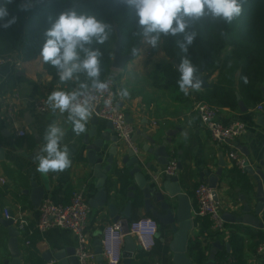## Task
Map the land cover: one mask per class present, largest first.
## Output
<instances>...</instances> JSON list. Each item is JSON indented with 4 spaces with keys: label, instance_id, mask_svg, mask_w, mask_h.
<instances>
[{
    "label": "crops",
    "instance_id": "1",
    "mask_svg": "<svg viewBox=\"0 0 264 264\" xmlns=\"http://www.w3.org/2000/svg\"><path fill=\"white\" fill-rule=\"evenodd\" d=\"M161 55V58L164 57L162 51ZM138 58H133L134 63H131L128 70L125 68L113 70L117 79L118 105L134 128L133 139L139 149L137 155L143 159L144 164H150L149 169L143 165L141 171L160 185L159 174H162L161 172L172 160L177 161L180 166L177 171L180 185L183 192L189 196L194 218L188 245L192 239L198 238L209 245L208 256L214 242L220 244L218 251L230 252V237L232 233L237 232L243 238V257L246 264H264V258L257 253L259 244L264 242V212L258 216L263 222L262 227L226 222L225 230L219 232L213 239L205 238L204 234H200L199 222L194 214L197 208L194 188L201 182L207 183L201 177V173L206 171H210L209 178H213L218 170L222 171L217 182V193L223 213L240 215L245 203H248L252 209L255 208L258 203L257 181L247 174L252 189L250 191L242 189V183L234 172L236 165L230 158L229 152H237L253 167L264 172V166L259 165L264 152V126L258 124L259 116L264 117V114L256 111V105L251 107L246 105L237 90L238 74L235 73L234 89L237 90L236 94L240 95V100L247 109L242 111L238 100L237 108L220 107V112L225 122L244 121L247 129L230 145L219 144L211 138L198 114L193 110L200 94H206L207 91L190 89L189 95H180V91L176 88L172 89V84L165 86L155 82L152 77L153 65L149 69L148 60H137ZM218 75L219 72H215L209 78V83L216 81ZM74 82L60 83L57 70L50 64L44 63L40 55L32 60H23L20 69L8 64L0 66V175L6 178V183L0 185V264H8L12 260L8 249L10 237L7 228L3 225L9 216H5L4 208L9 210L16 229L21 219L27 221L26 230L20 232L17 238L23 264H31V255L44 263V255L47 253L76 249L77 240L70 230L50 227L40 232L36 229L39 206L32 205V183L39 185L46 183L49 190L46 191L44 199L49 198L55 203L69 202L74 190L80 189L84 192L91 208L88 220V242L94 252L105 225L115 221L111 215L110 205L115 207L122 222L130 223L144 216L153 217L145 209L140 190L133 191L130 188L134 185V179L130 175L132 167H126L121 162L115 164L107 174L108 201L104 206L98 205V200H102L99 192L101 188L98 187V178L93 175L88 164L87 150L83 144L84 134L91 126L90 120L93 114L86 124L87 131L77 136L72 130V125L67 122V112L63 114L59 110L53 112L50 107L46 111H40L35 107L38 98L47 97L53 90L69 92L74 90L76 88ZM121 89H127L129 96L121 98L118 94V90ZM262 89L264 90V84ZM53 122L65 131L62 145L68 146L72 163L63 172L41 174L37 171L38 160L32 159L31 155L34 149H37L40 155H44L41 152L44 144L43 136L48 125ZM99 122L101 128H104L109 121L99 118ZM18 131H25L26 134L21 136ZM148 138L153 139L154 144L150 143ZM150 149L152 152L149 151ZM165 162L169 163L163 165L162 163ZM132 194L134 198L131 197ZM91 202L98 206H92ZM129 202H131L127 210L129 215H123ZM165 230L163 228V231ZM165 236L163 242L167 244L168 253L163 260L153 249L139 256L137 248L132 264H162L165 261L167 264H173V253L169 249L171 235L168 233ZM27 240H30L29 244ZM52 260L59 264L56 259ZM91 264H100V262L96 257Z\"/></svg>",
    "mask_w": 264,
    "mask_h": 264
},
{
    "label": "trees",
    "instance_id": "2",
    "mask_svg": "<svg viewBox=\"0 0 264 264\" xmlns=\"http://www.w3.org/2000/svg\"><path fill=\"white\" fill-rule=\"evenodd\" d=\"M29 3L30 10L22 11L20 5ZM75 5L79 13L95 15L112 26L109 39L103 44L93 43L92 47L102 52L101 75L104 78L113 71V58L118 33L122 35L121 52L130 54L131 48L142 45V37L134 36L135 16L133 11L120 0H13L8 5L10 16H17V23L5 29L0 27V54L15 53L22 60H32L39 56L45 42L44 31L51 25L61 12ZM10 18V17H9ZM198 35L187 53L192 63L199 68L204 65L203 74L210 78L219 72L218 79L211 83L206 94H200L199 100L208 102L220 109L238 107L236 91L249 107L264 101V0H247L243 6L242 15L231 24L216 23L204 19L194 25ZM223 32V34H221ZM181 37H161L160 47L164 57L153 64L152 77L155 82L179 91L177 81L180 74L173 65L185 55L177 46ZM83 55V54H81ZM137 56V55H136ZM135 56V57H136ZM238 74V88L234 89V74ZM56 76V74H55ZM247 78V83L245 79ZM86 80L80 74V81ZM78 88V82H74ZM74 88V89H76ZM183 93L180 92V95ZM179 96V95H178ZM242 189L250 191L252 183L247 174L237 166L234 168ZM199 222V232L205 238L213 239L218 233L209 230L210 222L207 216H196ZM227 226V225H226ZM162 232L163 228L161 227ZM230 252L218 251L216 264L232 257L233 264H246L243 257V238L237 232L230 237ZM163 260L168 253L167 244L156 240L153 248ZM209 245L198 238L192 239L188 255L198 264H203L208 257ZM144 251L138 249L137 254ZM31 264H43L31 255ZM162 264H167L163 262Z\"/></svg>",
    "mask_w": 264,
    "mask_h": 264
},
{
    "label": "clouds",
    "instance_id": "3",
    "mask_svg": "<svg viewBox=\"0 0 264 264\" xmlns=\"http://www.w3.org/2000/svg\"><path fill=\"white\" fill-rule=\"evenodd\" d=\"M13 0H0V27L5 29L17 23V16H10L8 5ZM130 8L135 16L134 36L142 37V42L153 49L160 44L161 37H181L177 46L185 55L179 61L180 73L177 84L185 96L189 90L200 91L203 80L197 76L195 66L187 53L197 38L194 25L206 18L216 23L231 24L243 13L247 0H120ZM22 11L30 10L29 3L20 5ZM10 17V18H9ZM112 30L111 24L95 15L79 13L75 5L70 6L51 21L44 31L45 42L40 50L43 62L57 70L60 83L78 82L72 91L53 90L47 95V105L53 112H67V122L79 136L87 131L86 124L92 114V93H103L109 87L100 79L102 52L92 47L93 43L103 45ZM223 34V32L221 33ZM140 49L131 48L133 55ZM83 54V55H81ZM80 74L86 80L80 81ZM245 83H247V78ZM121 98L128 97L127 89L118 90ZM65 131L56 122L48 125L43 136L44 144L37 157V171L41 174L63 172L71 166L70 150L62 145Z\"/></svg>",
    "mask_w": 264,
    "mask_h": 264
},
{
    "label": "water",
    "instance_id": "4",
    "mask_svg": "<svg viewBox=\"0 0 264 264\" xmlns=\"http://www.w3.org/2000/svg\"><path fill=\"white\" fill-rule=\"evenodd\" d=\"M121 42L122 35L118 33V38L115 44L114 58H113V69L123 70L125 66L132 60L136 55L122 54L121 52ZM173 65L177 70L178 62L173 60ZM204 65L201 70L197 73V76L203 80V85L201 89H207L211 86L209 83L208 75L203 74ZM180 74V73H179ZM239 100V105L242 111H246L247 107L244 105L243 101L240 100V95L236 94ZM90 128L84 134L83 144L87 150L88 164L90 165L93 175L98 178V187L101 188L100 198L98 200L100 206H104L108 201V194L106 191L108 172H110L115 164L121 162L126 167H132L130 170V175L134 179V185L131 186V190L139 189L142 193V199L145 209L150 213L165 231H159L157 238L161 241H165L168 233L171 235V240L169 242V249L173 253V264H196L193 259L188 255L189 252V232L194 226V218L192 215V206L189 200V196L183 192L182 186L180 185V180L178 174H159L161 177V184H157L152 181L151 177L146 173L141 171L143 165L149 169L150 164H144L143 159L138 157V155L130 148L123 146L117 136L113 134V127L111 122L104 128H101L99 117L95 114L91 117ZM259 125L264 126V117L259 116ZM150 143L154 144V140L148 138ZM152 152V149L149 150ZM121 155V157H119ZM40 156L37 149H34L31 158L37 160ZM169 162L162 163L163 165ZM259 165L264 166V152L262 160L259 161ZM180 168V166H178ZM245 174L251 175L257 181L256 189V199L258 203L255 208L252 209L248 203H245L242 208V214L233 215L230 213H223L222 216L226 222H232L236 224H242L253 227H262L263 222L258 217L264 212V172L256 167H253L249 161L246 162L243 169ZM210 171L201 173L202 180L206 181L208 185L215 191V199H218L217 187L218 178L221 177L222 171L218 170L213 178H209ZM31 201L34 207H38L46 191L49 190V186L46 183L31 184ZM26 193V192H25ZM134 198V195H131ZM245 197H243L244 199ZM92 206H98L94 203H90ZM131 202L128 203L127 209L123 211V215H129L127 212L130 207ZM111 215L115 221L120 219L113 205H110ZM124 233L126 236L124 238V246L122 251V263L121 264H132L134 258V253L136 252L138 246L135 239L128 234L129 232V222H122ZM3 225L7 228L8 235L10 237L8 243V249L11 255V261L8 264H23L22 255L18 245V236L20 232L14 226V220L11 215L3 222ZM161 229V228H160ZM229 244L227 248L229 249ZM220 244L214 242L210 250L208 259L203 264H216V256ZM97 260L100 264H106L102 256V246L101 239L99 240L95 249ZM56 259L59 264H80L79 259L76 256V249L72 251H60L56 250L53 253H47L44 255L45 262L52 259Z\"/></svg>",
    "mask_w": 264,
    "mask_h": 264
},
{
    "label": "built area",
    "instance_id": "5",
    "mask_svg": "<svg viewBox=\"0 0 264 264\" xmlns=\"http://www.w3.org/2000/svg\"><path fill=\"white\" fill-rule=\"evenodd\" d=\"M10 65L16 69L23 66V60L15 53L0 54V66ZM109 87L103 93H92V114L99 118L111 122L113 131L119 142L132 149L136 154L139 152L138 146L133 139L134 128L128 122L126 114L119 107L116 95V73L113 70L104 80ZM51 93V92H50ZM16 96H18L16 94ZM47 97L38 98L35 101V107L40 111H46L49 106L46 103ZM256 111L264 114V101L255 106ZM193 110L198 114L201 123L210 133L211 138L219 144L230 145L233 140L241 136L247 129L244 121L233 120L224 121L220 109L208 102L197 100L194 103ZM19 135L24 136L25 131H18ZM230 158L241 170L244 169L246 158L241 157L237 152L230 151ZM178 171V163L172 160L162 174L175 175ZM6 183V178L0 175V185ZM194 196L197 203L195 216H207L210 222L209 230L211 232H222L226 228V221L222 214L221 203L215 199V191L208 183L201 182L194 188ZM39 218L36 229L40 232L50 227H61L70 230L76 237V256L80 264H91L95 260L96 253L90 248L88 242V220L90 206L82 190L77 189L72 192L70 201L67 203H55L49 198H45L39 205ZM5 216H9V210L4 208ZM27 221L21 219L18 222L17 230L23 232L26 230ZM160 231L158 221L151 216H144L129 223V232L138 246V249L144 252L154 248L157 240V234ZM123 224L121 220L114 221L105 225L101 235L102 256L106 264H121L122 251L124 246ZM30 240H27V244ZM257 253L264 258V242L259 244ZM234 259L228 257L218 264H233ZM43 264H57L55 260L44 262Z\"/></svg>",
    "mask_w": 264,
    "mask_h": 264
},
{
    "label": "rangeland",
    "instance_id": "6",
    "mask_svg": "<svg viewBox=\"0 0 264 264\" xmlns=\"http://www.w3.org/2000/svg\"><path fill=\"white\" fill-rule=\"evenodd\" d=\"M142 47L138 48L140 49L141 51L139 52L140 54H138L136 57L134 58H138L137 60H140V59H146V61L148 60V68L150 69V66L153 65L156 61L159 60V58H161V47H160V44L157 48L153 49L152 47L148 46L146 43H142L141 45ZM134 59L130 60L129 63L125 66V69L128 70L130 67H131V63H134L133 62ZM136 62V61H135ZM148 69V70H149ZM125 70V71H126ZM117 80V79H116ZM160 228H161V224H159Z\"/></svg>",
    "mask_w": 264,
    "mask_h": 264
}]
</instances>
